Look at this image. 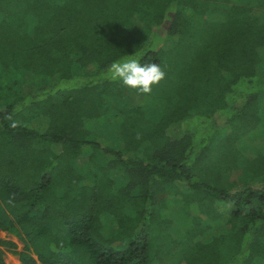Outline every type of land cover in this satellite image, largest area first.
<instances>
[{
    "label": "trees",
    "instance_id": "trees-1",
    "mask_svg": "<svg viewBox=\"0 0 264 264\" xmlns=\"http://www.w3.org/2000/svg\"><path fill=\"white\" fill-rule=\"evenodd\" d=\"M0 231L22 264H264V0H0Z\"/></svg>",
    "mask_w": 264,
    "mask_h": 264
},
{
    "label": "clouds",
    "instance_id": "clouds-1",
    "mask_svg": "<svg viewBox=\"0 0 264 264\" xmlns=\"http://www.w3.org/2000/svg\"><path fill=\"white\" fill-rule=\"evenodd\" d=\"M109 71L113 80H118L124 86L142 94H150L152 87L158 85L166 76L160 64L141 63L136 58L113 62L109 66ZM8 119H11V116ZM11 126L16 127V122Z\"/></svg>",
    "mask_w": 264,
    "mask_h": 264
},
{
    "label": "rangeland",
    "instance_id": "rangeland-1",
    "mask_svg": "<svg viewBox=\"0 0 264 264\" xmlns=\"http://www.w3.org/2000/svg\"><path fill=\"white\" fill-rule=\"evenodd\" d=\"M10 241L16 244V248L9 249L8 247H2L1 242ZM24 243L15 238L14 236L0 231V248L5 250V263L6 264H22L17 253H20L24 250Z\"/></svg>",
    "mask_w": 264,
    "mask_h": 264
},
{
    "label": "crops",
    "instance_id": "crops-1",
    "mask_svg": "<svg viewBox=\"0 0 264 264\" xmlns=\"http://www.w3.org/2000/svg\"><path fill=\"white\" fill-rule=\"evenodd\" d=\"M9 234V233H8ZM10 235H12V234H10ZM12 236H14V235H12ZM15 237V236H14ZM15 238H17V237H15ZM19 239V238H18ZM20 240V239H19Z\"/></svg>",
    "mask_w": 264,
    "mask_h": 264
}]
</instances>
